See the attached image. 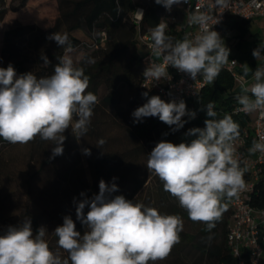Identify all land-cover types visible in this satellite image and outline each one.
<instances>
[{"label":"trees","instance_id":"trees-1","mask_svg":"<svg viewBox=\"0 0 264 264\" xmlns=\"http://www.w3.org/2000/svg\"><path fill=\"white\" fill-rule=\"evenodd\" d=\"M211 1L215 7L220 6L217 0ZM45 2L50 4L48 12L40 6ZM137 8L133 0H0V27L9 22L0 33L3 44L0 68L6 69L11 64L18 77L29 72L37 78L47 77L53 74L60 57L71 55L80 47H90L92 52L84 54L74 66L84 70L89 78L86 91L98 99L84 137L77 139L71 126L64 132L62 155L50 159L54 142L39 136L26 144H12L0 138L1 226L21 225L14 216L4 219L5 209L13 206L18 192H5L3 187L5 182H13L12 174L9 176L7 172L10 173L12 164L14 166L17 161L16 148L22 146L27 166L25 174L28 175L25 181L28 191L24 194L28 205L22 219H31L34 235L44 226L47 229L44 239L48 245L51 242L58 244L54 231L63 225L65 216L73 219L81 235L87 231V227L76 219V207L80 201L91 200L97 195L99 182L104 180L109 186L117 185L118 191L112 193L113 197L123 195L128 200L157 209L162 215L182 218L180 241L165 259L166 264H238L226 242L231 215L227 198L222 201L227 204V211L215 222V227L208 230L205 223L194 222L188 217L187 211L164 191L163 182L146 165L148 155L157 143L166 141L178 145L197 138L186 133L192 128L205 127L209 103L214 105L215 119L227 114L239 124L240 135L248 130L252 117L236 111L241 106L236 98L242 93L237 90L232 73L222 68L213 83L195 98L184 100L187 110L194 111L196 116L194 119L187 115L182 117L186 121L183 128L173 131L175 125L169 126L158 117H145L134 123V110L156 95L141 88L145 62L139 36L151 34L161 20L156 8H147L137 23L135 19L130 22L129 16ZM165 20V35L172 38V43L184 40L185 17L178 21L175 17ZM249 23L228 19L223 26L227 32H236L237 45H240ZM79 32L87 38V43L77 37ZM53 33H66L68 43L59 46L49 39ZM69 46L71 50H68ZM42 56L50 63L45 65ZM144 92L148 93L147 97L142 95ZM77 119L74 115L73 124ZM101 138L106 142L98 148L97 142ZM85 148L90 149V155L84 154ZM1 173L5 174L4 182ZM82 192L84 196L80 195ZM34 204L42 209L37 216L29 212ZM250 204L264 208V189L257 188ZM88 211L86 205L85 216Z\"/></svg>","mask_w":264,"mask_h":264},{"label":"clouds","instance_id":"clouds-1","mask_svg":"<svg viewBox=\"0 0 264 264\" xmlns=\"http://www.w3.org/2000/svg\"><path fill=\"white\" fill-rule=\"evenodd\" d=\"M182 2L188 3V0H155L169 11L174 4ZM217 4L227 6L226 0H217ZM206 19L204 15L192 17L193 22L201 24ZM165 27L166 24H158L151 30L154 54L157 57L163 54V63L146 67L145 79H167L168 66H172L194 80L201 75L206 82L213 83L230 55L219 33L205 29L194 39L185 37L173 44L172 38L165 35ZM49 39L61 47L68 43L66 33H53ZM262 50L254 49L253 57L259 59ZM42 59L45 65L50 63L46 56ZM58 61L53 74L41 78L32 72L17 77L11 64L6 69L0 68V138L12 144H26L37 136L52 141L55 147L50 159L63 154L64 132L70 126L77 139L84 137L91 123L93 106L98 103L97 97L86 91L89 78L84 70L75 67L67 55ZM254 80L236 98L242 106L239 110L259 111L264 115V67L256 69ZM142 95L147 97L148 93ZM213 109V103L206 106L209 119L205 120L203 129L192 128L186 133L197 138L178 145L166 141L157 143L146 165L163 182L164 191L187 211L188 217L205 223L208 230L215 227V222L227 211L223 199L230 200L246 187V169L240 167L233 146L240 135L239 124L227 114L215 119L217 113ZM74 115L78 119L73 124ZM185 115L194 119L196 113L188 111L183 100L165 102L158 95L151 96L132 113L134 123L145 117H158L169 126L175 125L173 131L184 127L186 121L182 117ZM105 142L99 139L98 148ZM257 151L264 153V143L253 142L249 152ZM83 152L91 154L87 148ZM117 191L115 183L109 186L101 180L99 193L77 204L76 219L87 227L83 235L76 230L70 216H65L63 225L56 227L57 243L68 254L66 258L50 250L44 239L47 232L44 226L34 235L31 219H26L20 226H9L0 235V264H155L166 259L180 241L182 218L162 215L157 209L123 195L113 197L112 193ZM86 205L89 211L85 216Z\"/></svg>","mask_w":264,"mask_h":264},{"label":"built area","instance_id":"built-area-1","mask_svg":"<svg viewBox=\"0 0 264 264\" xmlns=\"http://www.w3.org/2000/svg\"><path fill=\"white\" fill-rule=\"evenodd\" d=\"M227 6L215 7L211 0H189L184 7L186 37L195 36L207 30L217 31L225 35L223 24L228 20L246 21L264 18V0H227ZM204 15L206 22H193L192 17ZM141 18L135 17L137 23ZM218 22V23H217ZM160 24L167 20L161 18ZM165 27V28H166ZM145 68L151 63L162 64L163 54L157 57L153 51L151 34L139 36ZM236 62L230 61L224 68L238 80L235 71ZM144 72V71H143ZM201 75L192 79L187 73L168 66V78L160 81L148 80L142 74L141 88L158 95L165 102L195 98L200 91L210 85ZM251 97V93H250ZM254 99V97H253ZM237 107L236 111L245 115H253L251 125L234 141L235 156L240 167L246 169L244 180L246 187L237 196L228 200L230 224L227 234V247L238 264H264V208L251 206V197L258 187L264 189V153H250L253 142L264 143V115L259 111L245 113Z\"/></svg>","mask_w":264,"mask_h":264},{"label":"rangeland","instance_id":"rangeland-1","mask_svg":"<svg viewBox=\"0 0 264 264\" xmlns=\"http://www.w3.org/2000/svg\"><path fill=\"white\" fill-rule=\"evenodd\" d=\"M8 1V0H7ZM189 1V0H188ZM133 2L138 6V8L135 10V13L131 16H129L130 22L131 20H134L136 16H140L142 15L140 12L144 11L147 8H156V12L158 13V15L163 18V19H167V18H171V17H175L178 20H184V7L186 5V3H181L179 5H173L171 8V11L167 10L163 5H158L155 3V0H133ZM42 10L46 9V11H50L49 7L50 4L48 2H45V4L41 5ZM40 10V9H39ZM29 12V11H28ZM257 22H252V24H256ZM252 24L250 26H252ZM9 25V22L6 24H3L0 27V33L2 30L6 29ZM223 28L225 29V27L223 26ZM250 33L251 31H247L246 35L244 36V40L240 43L241 45V49L237 50L233 47L232 40L231 38L235 37L236 32L233 31L231 32L229 35L225 36L220 35L221 39L223 40L225 46L230 50V55L228 57V59L230 57H236L237 59H241L243 57L244 54H246V56L248 58H254L252 55V52L254 49L251 48L250 45H252L253 41L252 38L250 37ZM78 38H80L82 41L84 42H88L87 38L82 34V33H77L76 34ZM229 38V39H228ZM236 40V39H234ZM3 47L2 44V38L0 35V50ZM254 48V47H253ZM245 51V52H244ZM92 52V49L90 47H80L76 52L72 53L71 55H67L69 56L72 60H73V64L76 65L80 59L84 56V54H88ZM140 52H143L140 49ZM245 56V55H244ZM0 64L2 65L3 63L1 62V58H0ZM18 77V76H17ZM16 153H17V161L15 163V165L13 166L12 164V168L10 173L7 172V174H9V176L11 175V178L13 180V182H9L4 184V191H14V192H18L16 193L13 203H12V207H7L5 209V213H4V219L9 218L14 216V220L17 221L18 223H23L24 220L29 219V218H25L22 219L23 216L26 213V207L28 205V199L24 196V194L28 191V186L25 184L26 179L28 178V175L25 174L26 170H27V166H26V160L23 157V153H24V149L23 147H17L16 148ZM83 166L84 168H86V164L85 162H83ZM15 167V170H13V168ZM2 174V180L3 182L5 181V174ZM87 178L88 180H90V176L88 174L87 171ZM146 193L143 195V199L145 198ZM42 209L38 206V205H32V207L30 208L29 212L35 214V216L39 215L41 213ZM7 228H4L1 226L0 223V235L4 234L6 232ZM50 250L53 251L54 254H59L61 256V258H66L67 257V253L61 249L58 244H56V242H51L50 243ZM151 264V263H150ZM155 264H166L165 259L164 260H160V261H156Z\"/></svg>","mask_w":264,"mask_h":264},{"label":"crops","instance_id":"crops-1","mask_svg":"<svg viewBox=\"0 0 264 264\" xmlns=\"http://www.w3.org/2000/svg\"><path fill=\"white\" fill-rule=\"evenodd\" d=\"M252 22H257L256 24H252ZM252 24V26H250ZM251 31L250 37L252 38V49L261 48L264 49V18H259L251 21L247 26V31ZM225 36L229 35L233 31L227 32L225 30ZM223 35V34H220ZM236 36V35H235ZM229 39V38H228ZM236 37H232L233 47L237 50L241 49V45H237L238 39ZM254 47V48H253ZM245 52V51H244ZM245 55V56H244ZM241 59H237L236 57H230L229 61L222 66L224 68L226 65L230 63V61H235V71L237 72L238 80H236V88L242 94V89L245 87H250L254 82V73L257 68L264 67V50L261 51V56L259 59L256 58H248L246 54H244ZM250 95V92L247 93ZM253 118V115H251Z\"/></svg>","mask_w":264,"mask_h":264}]
</instances>
